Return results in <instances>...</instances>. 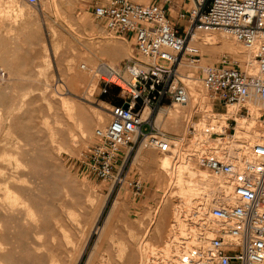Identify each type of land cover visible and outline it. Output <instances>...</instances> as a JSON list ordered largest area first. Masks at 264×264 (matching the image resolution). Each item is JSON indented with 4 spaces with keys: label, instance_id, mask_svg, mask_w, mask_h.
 Segmentation results:
<instances>
[{
    "label": "rangeland",
    "instance_id": "374dc122",
    "mask_svg": "<svg viewBox=\"0 0 264 264\" xmlns=\"http://www.w3.org/2000/svg\"><path fill=\"white\" fill-rule=\"evenodd\" d=\"M14 1L15 3L11 4L10 0H0V189L2 190L0 191V212L3 216L0 222V233L7 236V249L11 250V260L7 264H53V255H57L54 264H77L75 262L81 256L79 253L81 254L88 237L87 231L98 215V211L105 207L100 220L102 225L118 192L128 212H133L130 217L141 237H144L143 231L145 234V230H149L147 241L153 242L151 244L155 247L154 251L161 248L157 249L160 252L152 254L153 257L150 255L151 259L144 264H167L162 251L165 249L166 241L173 238V229L177 228L173 218L174 209L183 204L185 227L196 229L195 206L202 201V194L185 195L184 203L180 202L177 196H170V190H176V186L171 182L168 173L159 169V162L166 155L172 157L174 162L178 161L179 153H176L174 143L181 142L183 137L180 151L184 152V155L193 153L191 144L195 137L190 131L192 129L189 128V124L188 130L184 131L187 126L184 115H190L193 121L200 122L203 119V111L194 109L191 112L189 103L164 105L155 111L154 119L158 126L168 132L173 139L171 153H160L147 146L145 150L139 151L145 155V159L140 163L133 162L134 155L129 159L123 183L116 184L114 179L104 181L97 178L86 169L83 161L94 141L95 129L109 122L111 104L120 99L115 88L110 89L106 94L100 92L101 82L92 72V68L102 61L112 65H122L131 58L142 59L136 51L134 40L109 32L94 19L90 6L97 0H54V2L53 0L45 2V0L38 6L23 5L22 0ZM135 1L149 3L155 0ZM156 2L165 3V0H156ZM191 2L192 0H168L171 6V17H178L179 12L188 8ZM178 25L181 31H185V20H180ZM202 34L206 33H200L199 38ZM212 34L215 35L214 44L200 45V41L197 42L201 48V61L190 63L184 60L186 67L184 68L181 64V72L192 70L198 76L201 66L215 63L224 52L236 53L232 55L233 58L243 59V54L238 55L236 51L224 46L220 38L222 32ZM228 36H226L227 39L236 41ZM104 42L113 43L118 51H126L129 56L109 58L102 55L99 49L103 48ZM236 43L241 50V44L238 41ZM2 71L4 75H1ZM75 71L80 74L81 80L74 78ZM204 93L202 105L205 104V108H211L213 113L223 112H217L213 108L214 101L209 97L206 89ZM62 98H68L67 104H63ZM170 109L181 111L182 117L178 130L168 128L167 117ZM69 110L74 111L72 114L75 116L71 119L76 122L70 119ZM98 113L103 116V121L100 123L95 118ZM160 114L161 116L158 117ZM223 117L229 116L223 115ZM45 120L50 127L47 126V122H44ZM80 122L85 129V134L77 125L75 126ZM256 122L258 126V120ZM19 163L25 165L27 169ZM198 167L202 171L210 172L199 164ZM27 173L36 174L42 179L37 183L41 185V199L38 202L39 207L38 205L35 207L39 213L36 222L42 226V231L38 233L36 232L40 229L35 228L34 220L25 219L23 205L15 204L13 201L14 197L16 202L21 197L20 201L26 199L27 192L24 188H28L25 181ZM136 180L141 184L139 190L133 184ZM37 184L31 182L27 185L33 188ZM7 185L11 189L9 195L4 191ZM216 186L219 185L212 187L213 195ZM220 187L219 194L225 196L226 186ZM33 201L37 202L35 199ZM47 201H52L51 205L54 203L56 208L53 207L52 212L46 213L44 218L40 219V209H44L42 203ZM67 212H69L68 215ZM46 218L49 219L46 220ZM185 231L186 229L178 230L177 228L179 239L184 236ZM112 233V228L106 229V236L95 255V264L101 254L106 252ZM92 235L87 252L83 254L79 264L85 263L98 233L95 232ZM127 258L125 257V260ZM44 260L47 261L43 262ZM0 264H2L1 261Z\"/></svg>",
    "mask_w": 264,
    "mask_h": 264
},
{
    "label": "built area",
    "instance_id": "2783aa9c",
    "mask_svg": "<svg viewBox=\"0 0 264 264\" xmlns=\"http://www.w3.org/2000/svg\"><path fill=\"white\" fill-rule=\"evenodd\" d=\"M24 1L38 6L45 0ZM90 9L106 30L134 40L142 58L122 65L102 61L92 69L101 82L100 92L115 88L120 99L111 104L109 122L95 129L83 161L104 181L123 183L127 163L143 143L171 153L173 139L156 124L154 114L166 104L190 101L180 66L184 60L201 61L200 46L191 43L197 33L224 32L241 44L238 55L248 53V58L240 59L224 52L215 63L200 67L198 76L218 103L213 108L227 113L236 106L235 116L251 118L250 104L256 102L260 131L255 135L249 130L248 136H253L240 139L247 153L233 157L228 147L236 134L235 117L224 122L217 117L202 130L195 126L202 121L187 118L193 140L200 143L198 164L226 178L232 202L218 196L208 214L198 215L197 234L183 243L179 264H264V0H192L176 18L171 17L168 0H97ZM180 20L186 22L185 31L179 28ZM133 184L141 188L139 181Z\"/></svg>",
    "mask_w": 264,
    "mask_h": 264
},
{
    "label": "bare ground",
    "instance_id": "6f19581e",
    "mask_svg": "<svg viewBox=\"0 0 264 264\" xmlns=\"http://www.w3.org/2000/svg\"><path fill=\"white\" fill-rule=\"evenodd\" d=\"M47 1L48 0H46L45 2H47ZM22 2H23L22 3L23 5L24 4H28L24 0H22ZM53 2H54V0H53ZM10 3L14 4L15 1L14 0H10ZM14 14H15V12H14ZM200 33H206V34H202L200 36V38H199V34ZM212 33L213 32H199L193 37V39L191 40V43L198 45L199 43H197V42L200 41V45L214 44L213 40L215 38V35H213ZM222 33L223 34L220 35L221 36L220 38H222L224 46L229 47V49H231L233 51H236L237 53H240V52L243 51L242 49L241 50L239 49V47L237 46L238 44L236 43V41L226 38V36H228V34H226L224 32H222ZM228 37L231 38L232 36L229 35ZM102 44H103V48L104 49L100 48L99 51L104 56L106 55L109 58H120V57H123L124 55L125 56H129L126 51H124V52L118 51L115 48V45L113 43H111V42H106V43L104 42ZM99 47H101V46H99ZM243 58H248V53L247 52H244ZM72 62H74V60H72ZM181 64H182V66L184 68L186 67V62L183 61ZM184 73H185V77H186V78L184 77L185 78L184 80L188 84V86L190 88V91H191V99L188 102L189 105H190V111L192 112L194 109H199V110L203 111V113H204L202 122H200L198 124H195V126H198L199 129L202 130V128H204L207 125V123H209V122L215 123L217 121L216 120L217 117L220 120H222L224 118V117L222 118L223 115L235 117L237 119L238 124L236 126L235 138L231 142V144L229 145L228 152L233 157L244 156L247 152H246V149L243 147V145H241L240 139L241 138L250 139L253 136V134L251 136H248V131L249 130L254 129L253 131H254L255 135L258 134L259 131H260L257 128V126H256V123H257L256 121H257V118H258L259 112H260L258 103L252 102L250 104V108L252 110V117L250 119H248V120H246L245 118L241 119L240 117L235 116L236 108H234L233 106L229 108V111L227 113L221 112V113H218L217 115H214L213 110H211V108H205L206 107L205 104L202 105V103L204 101V97H205L204 96L205 89H204V87L202 85L203 83H201L202 82L201 78L199 76H197L196 73L194 71H192V70H189V71L184 72ZM74 78H76L78 80H81L82 77L80 76V74L78 72L75 71L74 72ZM93 83H95V82H93ZM65 88H66V86H65ZM90 92H89V94H90ZM26 98H27V96H26ZM64 98H62L63 104H67L66 100L68 98L67 99H64ZM70 108H71V106H70ZM72 112H74V111H72ZM72 112H70V110L68 111V115H69L70 119L73 116H75L74 114H72ZM191 112H190V114H191ZM146 113H148V110H146L145 114ZM168 114H169L168 117H167L168 118L167 119L168 128L172 129V130H178V128L180 126V123H181L180 120H181V117H182L181 111L179 109H173V110L170 109V110H168ZM220 115H222V116H220ZM160 116H161V114L158 117H160ZM184 116H185L186 120H187V118H188V120H190V117H191L190 115L186 114ZM32 117H34V116H32ZM95 118L97 119V122H99V123L103 121V116L101 114H99V113L97 114V116ZM71 120H74V119H71ZM31 121H32V118H31ZM222 121L224 122V120H222ZM44 122L46 123L47 120H45ZM36 123H38V122H36ZM56 124H58V123H56ZM48 125L50 127V124L47 122V126ZM76 125L80 128L82 133L85 134V129H84L83 125H82V122L76 123L75 126ZM186 125L187 126L185 127V130H184L185 132L188 130V122H187ZM30 126H31V124H30ZM51 128H52V126H51ZM70 134L72 135V133H70ZM197 134H200V132L197 133ZM53 136L55 137V135H53ZM198 136H200V135H198ZM73 137H75V136H73ZM199 140H202V138L199 139ZM183 141H184V137H183L181 142L177 141L176 143H174V149H175L176 153L177 152L179 153L178 158H177L178 159L177 162L176 161L174 162V159L172 157L168 156V155L164 156L159 162V169L161 171H163V172L165 171L166 173H168L171 182L174 183V185L176 186V190H174V189L170 190V196H173V195L177 196L179 198L178 200L180 202L181 201L183 202V199L185 198V195H194L196 193L197 194H202L201 195L202 201L198 205L195 206L196 207V210H195L196 212H195V215H194L195 217H198V215H200V214H202V215L208 214V212L210 211V207L214 203H216V202H214V200L218 196L221 198V201L232 202V199L228 196L229 184L227 183L226 178L221 176V175L214 174L212 172L202 171L198 167L197 155L199 154L198 151L200 150V148H199L200 143L198 141L197 142L193 141V143L191 144V149L193 147L192 151H194V152L191 153L190 155L189 154H185L184 155V152L182 153V151H180V150H182L181 143ZM58 145H60V144H58ZM140 149H144V150L146 149V146L144 145V143L139 146V148L137 149L136 153L134 154L135 157H134V161L133 162H135V163H140L142 160L145 159V155L143 153H139ZM40 159H41V156H40ZM46 159H48V158H46ZM44 162H45V160H44ZM19 165H20V163H19ZM22 166L25 167V165H22ZM49 166H51V164ZM52 168H53V166H52ZM25 169H27V168L25 167ZM16 171H18V170H16ZM60 175H62V174H60ZM25 176H26L25 177V181L27 182V184H29L31 182H36V184H37V183H39L42 180L40 176H37L36 174H32V173H30V174L27 173V174H25ZM54 176H56V175H54ZM32 177H33V179H32ZM57 177H59V175H57ZM23 180H24V178H23ZM49 181H50V179H49ZM21 182H22V179H21ZM55 182H58V181H55ZM27 184H26V187H28V188H24V190H26V192H27L26 199L24 201H20L21 198H22L21 197L20 200H17V202H16V200H14V198H15L14 197L13 201H15V204L19 203L20 205H23V208L25 209V215H26L25 219H27L28 221H33L34 220L33 223L35 222V224H34L35 228L36 229H40L39 231L36 232V233H38V232L42 231V228H41L42 226L41 225L39 226L38 225L39 223L36 222L37 216H38L39 213H37L35 207L38 205V202L41 199V194H40L41 185L37 184V185H35L32 188V187L28 186ZM214 185H219V186L215 187V192H214V195H213L212 187ZM221 185H225L226 188H227V194L225 196L219 194ZM59 186H61V185H59ZM71 186L72 185H70V187ZM76 187H77V185H76ZM72 188H73V186H72ZM0 191H2V190L0 189ZM4 191H6V194L9 195L11 189L7 185L5 187ZM56 195H57V192H56ZM82 197H83V194H82ZM5 199H2V200L6 201ZM34 199L37 201L36 203L33 201ZM7 201H9V200H7ZM51 202L47 201L46 203H44V202L42 203L44 205V209L43 208L40 209V215H39L40 219L44 218V215H46V213H50V211L52 212L53 211V207L56 208V205L54 203L51 205ZM87 202H88V200H87ZM9 205H11V204H9ZM17 205H15V206H17ZM104 205H105V203H104ZM182 205L183 204L178 205V208H176V210L174 209L175 212H174V217L173 218H175V222L177 223L178 230L179 229L180 230H185L186 229V231H185L184 236L181 237V239H179L178 237H180V236L177 235V228H176V230L173 229L174 230V234L172 235L173 238L171 240L166 241L165 249L162 251V253H163V256L165 257V259L167 260V264H179V256H180V254H181V252L183 250V247H182L183 243L188 242V238L189 237H192V236L197 234L195 232V229H192V228L188 229V228L185 227V224L183 222V212H184L183 208H184V206L182 208ZM38 207H39V205H38ZM59 209L60 208H58V210ZM104 210H105V207H103L101 210L98 211L99 212L98 215L95 217V220H94L93 224L88 229V231H87L88 237H87V239H86V241L84 243V246H83L81 254L79 253V255H81V256L80 257L78 256L79 257V259L77 260L78 262L76 261L75 263H77V264L80 263L83 254L85 252H87L86 250L88 248V245H89V242H90V239H91V235L93 233L97 232L98 236L95 239V242H94L90 252L88 253V255H87L86 259H85V263H84V264H95L96 252L98 251L99 245L102 244L103 238L106 236V229H108V228L109 229L112 228L113 233L110 236V241H109V245L107 247L106 252L101 254V257L99 258L97 264H144L145 262H148L151 259L150 255L152 256V254H155V252H157L158 250L161 249V248L160 249L157 248L158 250L156 249V251H154L155 247L151 244L153 242L147 241L148 238L146 239V237L149 234V230H145V234H144V231H143L144 237L143 238L141 237L137 227L132 222L131 217H130L131 216L130 214H133V212L132 211L128 212V210L126 209L125 202L122 200V196H121L120 192H118L116 198L113 200V202H112V204H111V206H110V208H109V210L107 212V215H106V217L104 219V222L101 225L100 223L102 221L100 222V220H101V218L103 216ZM59 211H61V210H59ZM68 213L69 212H67V215H68ZM64 215H65V213H64ZM48 219L46 218V220H48ZM2 220H3V216H2V214L0 212V222ZM49 222H50V220H49ZM52 224H53V222H52ZM52 224H50V225H52ZM140 225H142V223ZM180 226H182V227H180ZM171 229L172 228H170V230ZM39 236H42V235H39ZM39 236H37V237H39ZM92 237H93V235H92ZM30 238L33 239L32 237H30ZM182 239H184V240H182ZM7 244H8L7 236L2 234V233H0V261L2 262V264H7L11 260V250L7 249L8 248ZM79 251H81V250H79ZM158 252H160V251H158ZM125 257H128V258L125 260ZM56 260H57V255H55V256L53 255V264L56 262ZM46 261L44 260L43 262H46ZM164 262L166 263V261H164ZM43 264H45V263H43Z\"/></svg>",
    "mask_w": 264,
    "mask_h": 264
},
{
    "label": "crops",
    "instance_id": "0c3cea01",
    "mask_svg": "<svg viewBox=\"0 0 264 264\" xmlns=\"http://www.w3.org/2000/svg\"><path fill=\"white\" fill-rule=\"evenodd\" d=\"M172 18H174V17H172ZM218 105V103L217 102H214V106H217Z\"/></svg>",
    "mask_w": 264,
    "mask_h": 264
},
{
    "label": "trees",
    "instance_id": "16d2710c",
    "mask_svg": "<svg viewBox=\"0 0 264 264\" xmlns=\"http://www.w3.org/2000/svg\"><path fill=\"white\" fill-rule=\"evenodd\" d=\"M120 102V100L119 101H116V102H114V103H119Z\"/></svg>",
    "mask_w": 264,
    "mask_h": 264
},
{
    "label": "water",
    "instance_id": "95a60500",
    "mask_svg": "<svg viewBox=\"0 0 264 264\" xmlns=\"http://www.w3.org/2000/svg\"><path fill=\"white\" fill-rule=\"evenodd\" d=\"M125 107H127V104H125Z\"/></svg>",
    "mask_w": 264,
    "mask_h": 264
}]
</instances>
